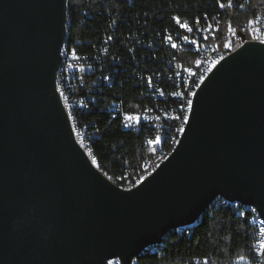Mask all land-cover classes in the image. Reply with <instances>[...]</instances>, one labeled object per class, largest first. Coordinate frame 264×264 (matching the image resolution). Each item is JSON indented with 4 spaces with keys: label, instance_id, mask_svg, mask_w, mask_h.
I'll return each mask as SVG.
<instances>
[{
    "label": "water",
    "instance_id": "1",
    "mask_svg": "<svg viewBox=\"0 0 264 264\" xmlns=\"http://www.w3.org/2000/svg\"><path fill=\"white\" fill-rule=\"evenodd\" d=\"M67 0H0V264H129L217 196L264 218V45L196 90L178 144L122 189L78 146L55 88Z\"/></svg>",
    "mask_w": 264,
    "mask_h": 264
},
{
    "label": "built area",
    "instance_id": "2",
    "mask_svg": "<svg viewBox=\"0 0 264 264\" xmlns=\"http://www.w3.org/2000/svg\"><path fill=\"white\" fill-rule=\"evenodd\" d=\"M232 4L244 7L236 2L229 5ZM187 7V3H184L183 9ZM178 9L179 5L174 4L168 15L169 22L161 27H148L146 21L141 19L133 22L124 19V22L118 23L117 11L113 14L108 11L104 15L100 12L88 15L86 10L84 12L88 17L94 16L101 35L99 43L88 54L90 59L73 48L71 56H63L62 51L59 53L55 88L74 138L85 154L88 135L84 129L73 126L70 113L85 110L88 99L95 102L100 96L95 97L89 92L86 97H79L75 92L77 87L86 84L89 91L96 90L93 88V81L96 77H103V86H111L115 81L123 80L133 82L142 90V104L133 111L124 110L123 105H115V101L111 103L113 115H120L124 128L134 131L149 129L147 142L156 152L154 158L146 161L136 174L119 183L110 180L120 184L122 189L130 190L137 186L140 177L149 176V167H155V162L166 159L167 155H160V146H163L162 143L171 130H179L181 119L187 117V109L192 107L195 88H199L215 66L245 43L257 42L264 45V6L255 7L244 20H232L228 16L221 19L217 13L210 14L208 11L200 14L194 12L189 16L185 11L180 12ZM170 46H177L179 53H183L181 68L184 73H190V88L187 89L183 107H175V87H178L180 77L171 71L174 57H171ZM86 74L89 75V83L84 81ZM61 89H69V96H61ZM188 101H191V105ZM182 133L183 131H179V135ZM86 156L89 159L88 154ZM89 161L92 163L91 159ZM222 204L227 205L236 215L246 218L252 225L253 255L260 253L256 250L260 247L258 242L264 241V233L260 232V229L264 228V218L256 207H234L232 200L227 198L225 201H217L214 205ZM106 264L124 263L118 257H113L107 259Z\"/></svg>",
    "mask_w": 264,
    "mask_h": 264
},
{
    "label": "trees",
    "instance_id": "3",
    "mask_svg": "<svg viewBox=\"0 0 264 264\" xmlns=\"http://www.w3.org/2000/svg\"><path fill=\"white\" fill-rule=\"evenodd\" d=\"M234 2L244 7L230 6L229 0H67L64 53L71 56L73 48L90 59L88 54L99 43V26L94 16L85 14L86 10L88 15L117 11L118 23L124 19L132 22L141 19L148 27H161L169 22L168 15L174 4L189 16L194 12L208 11L217 13L221 19L228 16L232 20L247 19L255 7L264 6V0H231ZM184 3L188 5L186 9H183ZM170 54L174 57L171 71L180 77L179 86L183 84V53H179L177 46H170ZM88 76L84 75L86 83H89ZM93 88L96 90L89 91L86 84L77 87L75 92L79 97H86L91 92L100 98L96 104L88 99L86 109L70 113V118L73 126L86 131V147L94 164L107 178L119 183L136 174L146 161L156 155L147 142L149 129L134 131L124 128L120 115H113L111 109V103L115 101V105H123L126 111L135 110L142 104V90L133 82L123 80L103 86V77H96ZM61 94L69 96V89H61ZM180 104L181 100L175 99V107H181ZM176 136L177 130H171L160 146V155L168 154ZM217 201L224 200L214 199L194 225L169 230L159 243L141 252L131 264H252L253 260L257 264V255L252 251V225L227 205H214ZM240 256L245 259H238Z\"/></svg>",
    "mask_w": 264,
    "mask_h": 264
},
{
    "label": "bare ground",
    "instance_id": "4",
    "mask_svg": "<svg viewBox=\"0 0 264 264\" xmlns=\"http://www.w3.org/2000/svg\"><path fill=\"white\" fill-rule=\"evenodd\" d=\"M65 30H66V20H65V29H64V39H63V42H62V45L60 47V51L63 52V56H65V53H64V44H65ZM182 78H183V84L182 85H179L178 87L175 88V95H177V98H179L181 100V104L180 106L183 107L184 105V98H186V95H187V89L190 88V73H184L183 72V75H182ZM198 88H195V92ZM61 96H63L61 94ZM190 111H191V108H188L187 109V118H189V115H190ZM71 120V118H70ZM188 119L185 120V119H181V124H179V130H177V136L176 138L173 140V143H172V146H171V149L170 151L168 152L167 156L172 152V150L175 148L176 146V142H179L180 140V137L181 135H179V131H181V129L184 130L185 126H186V123H187ZM86 154H88L89 156V159H91L92 161V165H94L95 167H97L92 158L90 157V153H89V149L86 147ZM161 164V162H155V167H149V175ZM99 169V168H98ZM103 174V173H102ZM104 175V174H103ZM105 176V175H104ZM106 177V176H105ZM107 178V177H106ZM146 177H140V182L145 179ZM109 179V178H108ZM110 180V179H109ZM113 183V182H112ZM114 184V183H113ZM116 185V184H115ZM117 186V185H116ZM119 187V186H118ZM122 188V187H120ZM214 199H223L225 201V197L223 196H217L215 197ZM213 199V200H214ZM213 200L211 201V203L213 202ZM239 205H242L244 208L246 209H253V205L252 204H249V203H245V202H241V201H238V200H232V206L234 207H237ZM197 221V220H196ZM195 221V222H196ZM195 222L193 224H185V225H181V226H178L177 228L179 227H190L192 225L195 224ZM176 229V228H175ZM257 255V264H263V255L261 253H256ZM134 260V259H133ZM132 262V261H131Z\"/></svg>",
    "mask_w": 264,
    "mask_h": 264
},
{
    "label": "snow or ice",
    "instance_id": "5",
    "mask_svg": "<svg viewBox=\"0 0 264 264\" xmlns=\"http://www.w3.org/2000/svg\"><path fill=\"white\" fill-rule=\"evenodd\" d=\"M229 2L231 3V0H229ZM220 6L223 7V4H221ZM241 6H243V5H241ZM174 19L178 20V18H174ZM185 39H187V37H185ZM188 104L191 105V101H188ZM127 119L131 120L132 117H127ZM184 119L187 120V117H185ZM181 131H183V129H181ZM93 162L95 163V161H93ZM260 232L264 233V228H261ZM258 243H259L260 247L256 251L260 252L262 255H264V241H259ZM238 259L243 260V259H245V257L240 256V257H238Z\"/></svg>",
    "mask_w": 264,
    "mask_h": 264
}]
</instances>
